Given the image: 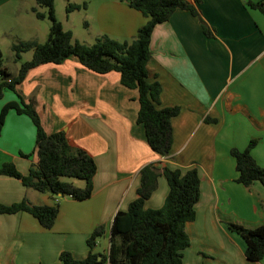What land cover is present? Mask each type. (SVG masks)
I'll return each instance as SVG.
<instances>
[{"label": "crops", "instance_id": "obj_1", "mask_svg": "<svg viewBox=\"0 0 264 264\" xmlns=\"http://www.w3.org/2000/svg\"><path fill=\"white\" fill-rule=\"evenodd\" d=\"M33 1L0 0V29L18 18L26 23L23 14L36 6ZM69 1L86 3L82 10L88 28L90 18L96 22L94 37L105 34L131 41L147 19L124 0ZM196 8L213 36L204 34L196 16L176 9L154 27L150 38L148 80L161 85L159 106L180 108L171 119L172 144L166 156L148 145L143 125L136 120L137 90L123 86L118 72H93L75 57L27 72L19 90L33 103L44 129L64 131L73 150L92 156L96 172L90 197L81 201L48 192L38 195L19 179L0 174V203L26 199L59 207L47 230L27 212L0 213V264H60L59 254L65 250L84 258L86 239L97 225H104L106 233L95 249L107 248L112 220L136 198L140 169L147 163L182 174L197 171L200 197L195 219L185 226L190 245L182 251V264H264V256L246 258L244 240L226 225H264V184L238 183L230 154L232 148L243 150L249 140L257 139L251 154L264 166V0H203ZM18 69L8 71L15 75ZM7 91L0 98V110L17 100ZM34 149L31 119L9 110L0 129V165L12 162L26 174L37 163ZM168 190L166 178L159 175L144 207H161Z\"/></svg>", "mask_w": 264, "mask_h": 264}, {"label": "trees", "instance_id": "obj_2", "mask_svg": "<svg viewBox=\"0 0 264 264\" xmlns=\"http://www.w3.org/2000/svg\"><path fill=\"white\" fill-rule=\"evenodd\" d=\"M66 12L85 9L86 3H72L66 0ZM130 7L140 11L147 19L131 41H118L103 34L92 44L72 40L71 30L63 29L56 18L54 0H35L31 8L37 18L44 14L37 6L47 9L50 20L47 38L44 42L21 40L11 45L16 60L25 51H32L29 60L20 63L15 75L3 65L0 52V98L4 91L11 90L17 100L5 103L0 110V129L9 110L27 115L35 127V149L37 163L30 166L26 174L21 173L14 163L0 165V174L19 179L25 187L38 192H48L52 197L70 196L85 200L92 193V179L96 163L83 149L73 150L66 133L62 130L48 133L32 102L19 90L27 72L41 64L62 62L75 57L80 64L96 73L116 71L120 83L138 93L139 109L137 122L143 125L145 138L150 148L160 156L170 153L172 144L171 119L180 108L159 106L162 91L157 81L148 80L147 64L151 57L150 38L154 27L167 21L176 9L189 11L196 16L207 37L214 35L206 24L196 5L203 0H124ZM250 6L261 4L249 2ZM257 139L249 140L243 150L232 148L235 161L236 181L249 186L254 181L264 184V166L257 163L251 154ZM164 175L168 193L159 208H145V201L157 187L158 176ZM72 179L83 181L82 186ZM200 197V180L196 169L184 174L168 167H157L147 163L140 169V183L137 196L126 210L116 212L108 235V247L96 250V241L104 237V225H97L86 239L88 253L84 258H75L69 251H61L60 264H182V251L190 245L186 223L196 216L195 204ZM27 212L36 218L43 229H50L58 215V204H31L26 199L12 204L0 203V213ZM227 228L237 233L245 242V256L248 260H260L264 256V225L248 228L237 222H227Z\"/></svg>", "mask_w": 264, "mask_h": 264}, {"label": "rangeland", "instance_id": "obj_3", "mask_svg": "<svg viewBox=\"0 0 264 264\" xmlns=\"http://www.w3.org/2000/svg\"><path fill=\"white\" fill-rule=\"evenodd\" d=\"M34 2L35 0L33 1V4L36 5ZM66 4V0H54L55 16L61 22L63 29L71 30L72 40L92 44L95 41V38L98 37L93 36V34L97 32V29L93 26V24L96 25V22L93 18H90L89 22L91 27L88 28L86 25V12L81 9L67 13L65 8ZM37 10L44 14L43 18H37L34 12L29 11L28 14H23L26 18V23L18 18L14 19L12 22L10 20L9 22L11 23L8 24V26H2L0 29V52L2 54L3 65L8 67L12 72H14L15 66L20 67L21 62L29 60L32 56L31 50L25 51L21 54V58L16 60L14 52L11 49L13 43L30 39H38L39 42H44L47 38L46 34L48 33L50 26V20L47 17V9L45 7L37 6ZM14 16H16V14H14ZM31 32L32 34H30ZM7 94L12 95L11 90H8ZM79 182L81 183L83 181L80 180ZM35 193L38 195L41 194L36 190Z\"/></svg>", "mask_w": 264, "mask_h": 264}]
</instances>
